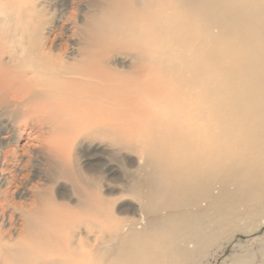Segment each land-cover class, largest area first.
<instances>
[{
	"label": "bare ground",
	"instance_id": "bare-ground-1",
	"mask_svg": "<svg viewBox=\"0 0 264 264\" xmlns=\"http://www.w3.org/2000/svg\"><path fill=\"white\" fill-rule=\"evenodd\" d=\"M180 1L167 4L166 0H0V186L7 187L16 177H24V169L31 167L29 159L23 160L29 157V148L40 152V169L36 174L49 177L48 182L31 186L33 194L28 204L10 203L8 192L0 191L1 217L12 207L23 219L20 234L40 232L44 237L46 230L35 231L32 226L48 210L53 215L60 210L76 213L88 224L85 232L71 230L77 241L62 244L66 250L62 259L37 256L43 249L55 251L61 247L54 238L49 242L41 237L4 241L0 230V253L6 260L0 264H95L91 258L93 243L105 230H124L121 249L127 250L130 241L134 244L131 250L136 249L137 254L143 252L141 247L147 235L167 230L174 239L186 240L194 249H201L225 227H234L239 221L249 223L255 215L225 218L227 208L233 205L228 181L223 178L218 179L222 183L216 191L207 185L202 194L195 196L189 185L199 176L205 177L202 165L192 169L194 179L186 185L187 195L177 198L170 209L173 211L166 210L161 196L167 195L156 185L154 172H147L151 165L149 158L144 157L139 170L146 177L135 178L126 188L141 207V226L132 230L134 225L109 222L112 211L108 194L100 198L97 178L76 163L77 146L82 142L100 139L111 146L116 132L142 123L147 65L153 63L159 68L163 30L173 32L175 25L182 28L190 24L189 18L178 17L176 4ZM222 9L226 20L220 31L225 33L237 23L239 11L237 3L225 4ZM63 27L70 28L66 30L72 39L69 50L59 42L66 32L62 33ZM118 56L130 61L128 72L119 74L133 81L115 80L112 61ZM244 106L258 107L248 102ZM131 113H135L133 118ZM201 130L197 137L193 134L199 146V137L204 136ZM20 140L24 141L23 146L19 145ZM57 179L68 183L74 203L56 202L52 185ZM157 198L162 200L160 205L155 203ZM189 205L195 208L194 212L184 208ZM106 218L109 223H105ZM168 223L173 224L172 231Z\"/></svg>",
	"mask_w": 264,
	"mask_h": 264
},
{
	"label": "rangeland",
	"instance_id": "rangeland-1",
	"mask_svg": "<svg viewBox=\"0 0 264 264\" xmlns=\"http://www.w3.org/2000/svg\"><path fill=\"white\" fill-rule=\"evenodd\" d=\"M170 1L166 0L167 4ZM233 3L238 5L239 19L221 33L220 25L226 20L222 8ZM176 8L178 17L189 18L190 24L182 28L175 25L173 32L163 30L159 68L153 63L147 65L142 123L116 132L111 146L100 139L82 142L77 146L76 163L97 178L100 198L108 194L112 211L109 222L134 225L132 230L141 226V207L126 188L135 178L146 177L139 170L144 157L150 160L151 169L147 168V172H154L151 171L156 185L167 195L161 196L166 210L172 209L177 198L187 195L186 185L194 179L191 171L202 165L205 177L199 176L189 185L195 196L202 194L207 185L217 189L222 183L218 179L223 178L228 181L233 205L227 208L225 218L255 215L249 223L239 221L236 227H225L201 249H194L186 240L174 239L167 230L147 235L143 252L137 254L136 249L131 250L134 244L130 241L127 250L121 249L124 230H105L93 243L91 258L95 264H264V0H181ZM66 30L63 27L62 33ZM67 31L59 42L69 50L72 39ZM114 59L115 80L133 81L119 74L128 72L130 61L123 56ZM245 102L258 107H245ZM134 116L135 113L130 114V118ZM201 129L204 136L199 137V146L193 134L197 137ZM23 144L20 140L19 145ZM29 149V157L23 160L29 159L31 167L24 169V177H16L14 184L7 187L0 186V191L8 192L10 203L28 204L33 194L31 186L48 182L49 177L36 174L40 169L39 150ZM67 184L57 179L52 185L56 202L74 203ZM162 200L157 198L155 203L160 205ZM184 208L195 211L190 205ZM7 209L3 217L0 213L4 241L40 237L45 242L60 241L61 247L55 251H39V258H64L66 250L62 244L77 241L71 230L82 233L88 225L76 213L60 210L53 215L48 210L45 217L35 219L39 224L32 222L33 230H46L45 237L40 232L20 234L24 225L20 213L12 207ZM168 228L172 231L173 224L168 223ZM1 261L6 262L0 253Z\"/></svg>",
	"mask_w": 264,
	"mask_h": 264
}]
</instances>
